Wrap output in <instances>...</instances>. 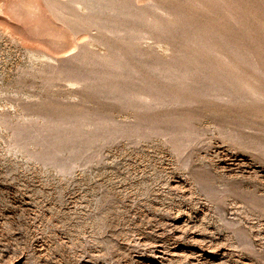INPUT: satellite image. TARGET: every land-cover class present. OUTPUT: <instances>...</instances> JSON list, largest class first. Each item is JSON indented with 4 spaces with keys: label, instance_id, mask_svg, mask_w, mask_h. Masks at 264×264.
<instances>
[{
    "label": "rangeland",
    "instance_id": "1",
    "mask_svg": "<svg viewBox=\"0 0 264 264\" xmlns=\"http://www.w3.org/2000/svg\"><path fill=\"white\" fill-rule=\"evenodd\" d=\"M0 264H264V0H0Z\"/></svg>",
    "mask_w": 264,
    "mask_h": 264
}]
</instances>
